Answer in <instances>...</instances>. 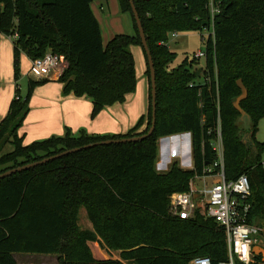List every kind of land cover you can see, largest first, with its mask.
I'll list each match as a JSON object with an SVG mask.
<instances>
[{
  "label": "trees",
  "instance_id": "16d2710c",
  "mask_svg": "<svg viewBox=\"0 0 264 264\" xmlns=\"http://www.w3.org/2000/svg\"><path fill=\"white\" fill-rule=\"evenodd\" d=\"M98 0H0V35L13 37L14 80L20 56L30 61L47 52L67 63L58 78L62 95L91 101L90 119L123 104L137 85L130 47L142 50L148 82V108L124 135L88 134L69 128L24 145L18 132L34 90L48 80H28L25 98L16 86L0 121V174L59 153L106 140L146 134L152 122L151 83L129 0H117L131 16L135 35H115L104 46L91 5ZM138 13L156 76L153 134L136 143L96 146L18 172L0 180V264H17L15 255H49L58 264H124L96 260L89 242L120 253L127 264H190L196 257L212 264L227 260L224 231L210 219L182 220L169 213L170 197L186 192L195 174L212 163L207 131L214 128L218 101L227 181L246 175L251 186L249 223L264 227V143L255 140L264 117V0H132ZM212 33L206 40L205 67L197 59L170 68L175 53L167 46L176 32ZM247 90L241 95L237 82ZM205 117L204 125L201 124ZM242 117L245 128H240ZM146 127L138 132L142 125ZM189 134L193 169L174 160L165 173L156 170L158 141ZM11 150L2 153L4 147ZM84 209L92 230H82ZM101 241V242H102ZM260 261V257H256Z\"/></svg>",
  "mask_w": 264,
  "mask_h": 264
},
{
  "label": "built area",
  "instance_id": "2783aa9c",
  "mask_svg": "<svg viewBox=\"0 0 264 264\" xmlns=\"http://www.w3.org/2000/svg\"><path fill=\"white\" fill-rule=\"evenodd\" d=\"M211 15L216 13L213 0H210ZM172 37H176L172 33ZM206 58V53L198 52L194 59ZM65 60L62 56L47 52L42 58L30 62L27 76L33 80H47L50 77H60L64 69ZM217 117L214 128L207 131L209 145L214 153V160L203 167L201 175L195 174L189 181L186 192L174 193L170 197L169 213L171 216L188 220L196 216L210 219L221 228L226 236L227 260L218 264H264L253 254V248H263L262 237L264 227L249 223L251 204V186L246 175L235 181H227L224 167V146L221 131L220 111L216 102ZM205 117L201 124L204 125ZM183 137L187 154L192 150L191 136ZM178 136V135H177ZM176 137V136H172ZM186 154V155H187ZM188 160V159H187ZM187 166H190L187 163ZM264 171V159L261 162ZM193 169V164L190 170ZM208 179H213L208 183ZM108 256L104 260L121 261L117 253L104 248ZM94 259H96L94 257ZM99 260V259H96ZM102 260V259H101ZM190 264H212L208 258H193Z\"/></svg>",
  "mask_w": 264,
  "mask_h": 264
},
{
  "label": "rangeland",
  "instance_id": "374dc122",
  "mask_svg": "<svg viewBox=\"0 0 264 264\" xmlns=\"http://www.w3.org/2000/svg\"><path fill=\"white\" fill-rule=\"evenodd\" d=\"M111 5L112 6L115 5V9H116L117 1L115 0V2H112ZM119 15L123 17L125 21H127L126 25L128 27L129 23H131L130 14H126L125 16H122L123 14H119ZM122 30H124V27H122ZM209 33H212V28L209 32L202 31L201 33L200 32H176L175 33L176 37H172L173 34H170L168 36L167 46L170 49V51L175 53V60L171 63L170 68L178 67L179 65L183 63L185 59H188L189 61L193 60L194 55L198 52L204 53L205 48H206V40L209 36ZM121 34H124V33L122 32ZM13 40H14L13 37H10V38L3 37L2 39H0V63H1L0 104L2 101H6L9 95H11L12 97L14 96L16 86H18L20 90L19 96L22 99L25 98V95L27 92V83H28V80L31 79L30 77L27 76L29 66H30V61L25 55L22 54L20 56V62L18 66L19 78L17 81L14 80L13 51H12ZM103 40H104L103 44L105 46L111 40V37L110 38L103 37ZM130 52L132 53L133 58H134L137 85H136L135 91L132 94H129L127 96V99H128L127 102L129 101L131 105L128 104L129 103L128 102L127 105L124 104L122 106L124 107V109L126 108L125 113H127L128 117H132L137 111L139 112V110L143 107L144 105L143 103L146 99V89H147V81L145 77L146 65H145V60L142 56L141 50L140 48H137V47H130ZM66 67H67V63L65 62L64 69ZM204 67H205V58L198 59L194 65V68L198 70L203 69ZM87 101L91 103L90 100L87 99ZM40 103L41 102H39V99L37 97L34 98L33 102L30 100L29 112L19 131L20 133L22 132L23 135L25 134L24 141L27 144H30L35 141L44 140L51 136H63L65 133L66 127H64L63 133H58L57 130H54L52 133H50L49 131L42 130V126L44 124H43V117H42L43 113H42V110L40 109ZM49 110H52L54 113L56 112L60 113L59 107L57 106L55 107L51 106ZM107 111L105 112L107 114L103 118H101L99 122H97V124L94 122L95 125H98L100 127H108L109 125H111L110 123L111 120H109L108 118V115H109L108 113L110 110H107ZM90 114H91V111H90ZM90 114L88 117V121L81 122L82 125L85 126V124L87 125V123L89 125L90 123H92L90 119ZM53 118H56V114H53ZM137 118H139V116ZM114 120L115 119L113 118V121ZM121 122L124 123L123 121H120V123ZM39 126L41 128H38ZM84 126H82L83 130L85 129ZM245 126H246V120L245 118L242 117V120H240V128L243 129L245 128ZM79 130L81 129H78L74 134H77ZM183 137L184 136L181 135V136H176V137H168V139L164 138L163 143H165L166 146H164L163 148L160 146L161 139L158 141V160L159 162H160V159H161V162L164 159V156H165L164 151L166 147L168 148V146L170 147V145H174L175 146L174 151L177 152V154L179 153L182 159H185V166L189 162L192 164V150H190V155L187 158L186 146L185 145L184 147L180 145L177 146V144ZM255 140L259 143H264V117L261 118L257 123V131L255 134ZM10 150H11V146L7 145L6 147H4V150L2 153H7ZM173 161L174 160H172V162ZM171 163L166 164L167 169H169ZM179 165L182 166L181 163H179ZM165 172L166 171L163 170L160 173H165ZM212 181L213 179L207 180L208 183H211ZM78 225L82 230H90L92 227L91 223L89 222L87 218V215L84 209H81L79 212ZM101 241L102 240H100V242L88 243V247L90 248L91 252L95 255L94 257L96 259L104 260V259H107L108 255L105 252H103L104 248L106 247L103 244V241L102 242ZM262 242L264 245V237H262ZM111 252H115L118 254V256H120V253L118 251L111 250ZM27 255H30V254H27ZM16 258H17L18 264H58L56 262V257L54 256L48 257L45 255H32V256L22 255V256H17Z\"/></svg>",
  "mask_w": 264,
  "mask_h": 264
},
{
  "label": "crops",
  "instance_id": "0c3cea01",
  "mask_svg": "<svg viewBox=\"0 0 264 264\" xmlns=\"http://www.w3.org/2000/svg\"><path fill=\"white\" fill-rule=\"evenodd\" d=\"M112 2H115V0H98L91 5V10L100 26L102 41H104L103 37L112 38L115 35L121 34L122 32L124 33V35H128V36L135 35V30L133 27L132 19H131V23H129L127 27L126 25L127 21H125L123 17L119 15V14H123L122 16H125L128 13H122L120 11L118 1H117L116 9H115V5L113 6L111 5ZM122 27H124V30H122ZM3 37H6V36L0 35V39H2ZM6 38H9V37H6ZM132 47H137V46H132ZM137 48H140V47H137ZM141 53H142V50H141ZM0 69H1V63H0ZM58 78L59 77H55V76L50 77L49 79H47L48 82L46 84L37 87L34 90L31 101L33 102L34 98L37 97L39 99V102H41L40 109L42 110V113H43L42 117H43V124H44L42 126V130L49 131L50 133H52L54 130H57L58 133H63L64 127H66V128H69L73 133H75L78 129H82V126H84L81 124V122L88 121V117H89V114L92 108V104L89 101H87V99L85 98H76L73 96H66V97L63 96L62 95V84L58 83ZM0 81H1V75H0ZM146 81H147V78H146ZM13 97L9 95L6 101L1 102L0 121L6 116L10 101L13 99ZM147 97H148V82H147V89H146V99L143 103L144 104L143 107L139 110V112L137 111L132 117H128L127 113H125L126 108L124 109V107H122L124 104L127 105V103L129 102V101L127 102L128 99L126 96L125 102L123 104H116L111 107H107L94 120H91L92 123H90V125L88 123L87 125L85 124L84 130L88 134H97V135H124L126 134L128 130L135 125L137 120L142 115L146 114L147 108H148ZM128 104H130V102ZM51 106L59 107V112L61 114L57 112L54 113L52 110H49ZM107 110H110L108 113L109 114L108 118L109 120H111L110 122L111 125H109L108 127H100L98 125H95V123L97 124V122H99V120L107 114L105 113ZM53 114H56V118H53ZM138 116L139 118H137ZM113 118L115 119L114 121H113ZM120 121H123L124 123L122 122L120 123ZM145 127H146V123L142 125V127L139 129L138 132H142V130ZM38 128H41V127L39 126ZM18 134L20 137H25L24 136L25 134L23 135L22 132L21 133L18 132ZM181 135L185 137L186 134H181ZM181 135H178V136H181ZM163 139L160 140L161 142L160 146L162 148L166 146L165 143H163ZM182 139L179 141L177 146L180 145L184 147L185 144H184V140ZM23 143L24 145H27L25 141H23ZM174 148H175L174 145H170V147L168 146V148L166 147L164 151L165 156H164L163 161L161 162V159H160V162L158 160L156 164V170L158 172H161L163 170L167 171L168 169L166 168V164L171 163L172 160H177L178 163H181L182 164V166L180 165L181 168L190 169V166H192V164L189 162L188 164L190 166H187L186 164L187 166L186 167L185 159H182L181 155L179 153L177 154V152L174 151ZM90 230H92V227ZM262 249H264V247ZM22 255L32 256V255H27V254L26 255L25 254L15 255L14 257L16 261H17L16 257L22 256ZM92 256L94 258L95 255L92 253ZM260 261H262L261 258H260ZM56 262H57V258H56ZM17 264H18V261H17Z\"/></svg>",
  "mask_w": 264,
  "mask_h": 264
},
{
  "label": "water",
  "instance_id": "95a60500",
  "mask_svg": "<svg viewBox=\"0 0 264 264\" xmlns=\"http://www.w3.org/2000/svg\"><path fill=\"white\" fill-rule=\"evenodd\" d=\"M129 2H130V6H131L132 15H133L136 27H137L138 35H139V38H140V41H141V45H142L143 51H144V53L146 55V58H147V65H148V69H149V72H150L152 122H151V127H150L149 131L146 134H144V135L135 136V137H132V138H125V139H120V140H106V141H103V142H100V143L90 144V145H86V146H83V147H80V148H74V149H71V150H67V151L59 153L57 155H54V156H51V157H48V158H44V159H42L40 161H37V162L31 163V164H27V165H24V166H21V167H18V168H14V169L8 170L5 173L0 174V180H2L4 178H7V177H9V176H11L13 174L18 173V172H22V171H25V170H29L31 168H35L37 166L46 164L48 162L57 160L59 158L65 157V156H68L70 154H75V153L80 152L82 150L90 149V148H93V147H96V146H107V145H112V144L136 143V142L145 140L146 138L150 137L153 134L154 128H155V121H156V76H155V71H154L153 60H152L151 53H150L148 45H147L146 37H145V34H144V30L142 28L138 13H137V11H136V9L134 7L133 1L129 0ZM201 70L202 69H199L197 71V76L200 75ZM237 86H238V88L241 91V95L236 99V101L234 103V107H235V109L238 112H240L242 115H244L242 113L241 108H240V103L247 98V90L243 86V84H242V82L240 80L237 82ZM185 137L187 139L188 135L186 134ZM188 157H189V153L187 154V158ZM252 252H253V254L256 257H260L262 262L264 263V249L260 248L259 246H256V247L253 248Z\"/></svg>",
  "mask_w": 264,
  "mask_h": 264
}]
</instances>
